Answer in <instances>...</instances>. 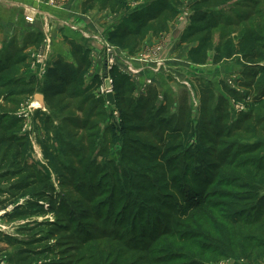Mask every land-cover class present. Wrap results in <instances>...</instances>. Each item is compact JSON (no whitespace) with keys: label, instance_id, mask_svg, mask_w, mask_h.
<instances>
[{"label":"rangeland","instance_id":"rangeland-1","mask_svg":"<svg viewBox=\"0 0 264 264\" xmlns=\"http://www.w3.org/2000/svg\"><path fill=\"white\" fill-rule=\"evenodd\" d=\"M16 1L0 3L12 24L0 65L19 62L0 73V264H264L224 245L234 222H264V0L213 8L221 26L206 65L189 57L202 37L182 42L199 0ZM135 17L158 19L141 42L111 45ZM43 23L57 24L60 44L25 33ZM250 29L255 59L237 48ZM58 60L85 65L82 77L38 108Z\"/></svg>","mask_w":264,"mask_h":264},{"label":"trees","instance_id":"trees-1","mask_svg":"<svg viewBox=\"0 0 264 264\" xmlns=\"http://www.w3.org/2000/svg\"><path fill=\"white\" fill-rule=\"evenodd\" d=\"M223 1L230 0H199L193 5L195 14L192 16V25L184 34L182 42H190L197 37H202L199 46L192 50L189 55L190 61L196 65H206L209 62L208 53L213 48V32L221 26V21L218 17H216L214 11L212 12V10L214 7H218ZM111 2H113V0H110V3ZM206 8H208V12L205 11ZM209 11L211 13H209ZM157 19L158 18H153L152 21H156ZM131 21L132 27H126L124 26V23H122L115 31L109 34L108 42L111 45L125 50L131 47L134 42L139 43L143 40L149 23L152 21L142 22L138 17L131 18ZM252 31L253 30L250 29L246 31V34L242 35L237 44V48L241 54L248 55L250 59H255L258 55H262L259 54V52H255L258 43L261 41L259 38L261 36L252 34ZM36 37L37 38H35V35L31 36L30 39H32V41L30 43L34 45L38 44L41 40V35L37 34ZM231 45L232 42H227L226 47H224L229 53H226L228 58H231L235 52V50H233L234 45ZM218 51L220 52V56L216 58V64L222 61L223 57V55L221 57L222 50L220 51V48H218ZM22 60L23 59H21V61ZM11 61H13L12 58L9 59L10 63L0 65V73L2 75L15 73L14 71L16 70L19 62L13 61L12 64ZM83 67H85V65L79 66L75 69L73 65L63 62L62 60L56 61L54 66L48 70L46 80L43 86L40 87L46 101L52 97L56 98L67 96L69 92L79 83L83 74ZM115 89L118 103L120 105H124V103H126V97L131 93L127 82L124 79L119 81L115 80ZM239 180L240 179L236 181ZM236 181H234L232 186L247 189V184L237 185ZM261 212L264 213V200L261 202ZM246 221L248 223L246 222L245 224L242 222H234L232 227L239 228L240 232H236V230L231 231L230 235L224 242V245L227 248H233L235 253V251H239L238 245L242 244L249 253L247 258L255 262L259 256H264V222H261V220L251 222L249 219ZM222 226L228 233V228H226L223 224ZM240 234L245 235L240 237Z\"/></svg>","mask_w":264,"mask_h":264},{"label":"crops","instance_id":"crops-1","mask_svg":"<svg viewBox=\"0 0 264 264\" xmlns=\"http://www.w3.org/2000/svg\"><path fill=\"white\" fill-rule=\"evenodd\" d=\"M59 2H60V0H58ZM63 1H65V2H69V3H71L69 0H63ZM10 3V2H13L15 5H18V2L16 1V0H0V3ZM16 2V3H15ZM24 2H26L25 0H24ZM1 5V4H0ZM5 7H8V6H5ZM2 8L1 6H0V13L3 15L4 14V12L6 13V10L5 9H7V8ZM40 9H47L46 7H44V6H41L40 5V7H39ZM0 20H2V18L0 19ZM44 25H43V27H41V28H39V29H37L36 30V28H35V26L34 27H30V26H28V28H26L27 30H26V34H29V33H32V32H39V33H43L44 34V36L46 37V38H48L49 39V37H50V39L52 38L54 41H55V43H57V44H60V34L59 33H57V30L55 31L54 29H55V27H57V24H54V25H51L50 23H43ZM12 24L11 23H9V21L8 22H6V23H1L0 22V48L2 47V45H3V43H4V41L7 39V38H9L10 36H8V33H9V28L10 27H12L11 26ZM17 32V30L14 32L15 34H14V36L16 35V34H18V33H16ZM71 37H70V39L72 40L73 39V36L72 35H70ZM49 39V40H50ZM2 43V44H1ZM66 48L65 49H67L68 51L70 50L69 48H68V46H65ZM34 107H36V105H34Z\"/></svg>","mask_w":264,"mask_h":264},{"label":"built area","instance_id":"built-area-1","mask_svg":"<svg viewBox=\"0 0 264 264\" xmlns=\"http://www.w3.org/2000/svg\"><path fill=\"white\" fill-rule=\"evenodd\" d=\"M49 2L52 4V6H55V2L53 0H49ZM117 48L115 47H112V46H109L108 47V56L107 58L104 60L105 61V68H106V71H110L113 66L115 65V61H116V58L115 56H117V52H116ZM106 82H109V86L106 85V83L102 86L101 88V93L104 95V96H109V95H112L114 94V88H113V80L111 78H106L105 80Z\"/></svg>","mask_w":264,"mask_h":264},{"label":"water","instance_id":"water-1","mask_svg":"<svg viewBox=\"0 0 264 264\" xmlns=\"http://www.w3.org/2000/svg\"><path fill=\"white\" fill-rule=\"evenodd\" d=\"M34 101L37 102L41 109H45L46 107V98L43 94H36L34 97Z\"/></svg>","mask_w":264,"mask_h":264},{"label":"bare ground","instance_id":"bare-ground-1","mask_svg":"<svg viewBox=\"0 0 264 264\" xmlns=\"http://www.w3.org/2000/svg\"><path fill=\"white\" fill-rule=\"evenodd\" d=\"M37 104V103H36ZM38 106L36 105V108H37ZM38 108H40V107H38Z\"/></svg>","mask_w":264,"mask_h":264}]
</instances>
